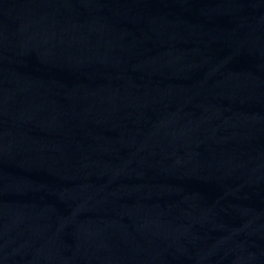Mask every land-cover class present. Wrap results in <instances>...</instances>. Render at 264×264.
<instances>
[{"label": "water", "instance_id": "95a60500", "mask_svg": "<svg viewBox=\"0 0 264 264\" xmlns=\"http://www.w3.org/2000/svg\"><path fill=\"white\" fill-rule=\"evenodd\" d=\"M0 264H264V0H0Z\"/></svg>", "mask_w": 264, "mask_h": 264}]
</instances>
